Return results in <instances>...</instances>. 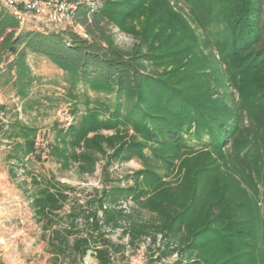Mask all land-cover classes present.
Wrapping results in <instances>:
<instances>
[{
	"label": "trees",
	"instance_id": "16d2710c",
	"mask_svg": "<svg viewBox=\"0 0 264 264\" xmlns=\"http://www.w3.org/2000/svg\"><path fill=\"white\" fill-rule=\"evenodd\" d=\"M181 1L76 0L74 22L88 37L73 26L25 27L0 2V85L26 98L37 80L28 54L48 58L74 105L75 121L58 130L52 146L61 165L93 172L105 142L115 159L141 161L133 186L97 197L107 223L128 222L131 245L161 235L160 255H178L172 264H264V0H183L187 8ZM115 28L133 36L130 47L117 43ZM227 86L236 100L222 98ZM12 126L24 140L18 147L36 152L37 127ZM171 173L175 180L167 179ZM64 197L41 188L34 210L47 216ZM121 197L153 217L104 207ZM86 217L91 232L73 243L81 256L93 230L103 234L97 211ZM104 242L96 256L112 264L111 242Z\"/></svg>",
	"mask_w": 264,
	"mask_h": 264
},
{
	"label": "rangeland",
	"instance_id": "374dc122",
	"mask_svg": "<svg viewBox=\"0 0 264 264\" xmlns=\"http://www.w3.org/2000/svg\"><path fill=\"white\" fill-rule=\"evenodd\" d=\"M179 5L187 8L183 0ZM24 26L34 28L30 21ZM40 27L44 28L42 24ZM62 27L54 26L55 29ZM115 31L120 46L133 44L131 34L118 28ZM28 62L37 80L26 98L18 97L11 86L0 85V260L4 264H85L87 259L89 264H102L95 248L105 246L104 241L109 240L111 243L107 246L112 264H172L178 255H160V248H163L161 235L156 240L149 235L131 245L124 231L128 222L121 219V227L116 228L103 219L99 209L97 197L102 190L135 184L132 175L142 168L141 161L136 157L115 159L112 157L115 149L105 142V153L98 152L93 172H82L76 163L62 166L53 155L52 146L58 130L68 128L75 121L74 105L60 69L48 58L34 53L28 54ZM227 87L229 89L221 93L222 98L236 100L235 88ZM79 107L80 112L85 109L83 103H79ZM16 122L37 127L36 152L25 153V148L18 147L24 140L12 126ZM103 133L112 135L114 131ZM145 151L150 153L148 147ZM167 179L175 180L176 175L171 173ZM44 187L55 192L60 190L65 197L60 209L40 216L34 210L33 200ZM259 205L264 214V191H261ZM106 206L123 208L124 212H132L140 219L154 215L139 207L131 197L106 201ZM96 211L103 234L93 230L91 247L81 256L73 247L74 239L85 235L88 230L91 232L86 215ZM57 229L63 232L58 237L55 234ZM63 235L68 238L66 242L62 241Z\"/></svg>",
	"mask_w": 264,
	"mask_h": 264
},
{
	"label": "built area",
	"instance_id": "2783aa9c",
	"mask_svg": "<svg viewBox=\"0 0 264 264\" xmlns=\"http://www.w3.org/2000/svg\"><path fill=\"white\" fill-rule=\"evenodd\" d=\"M0 2L9 7L22 24L30 21L33 22L34 28H39L42 24L46 30L55 29L54 26H64L62 28L73 26L78 34L88 37L85 26L74 22L76 0H0ZM84 263L90 262L85 259Z\"/></svg>",
	"mask_w": 264,
	"mask_h": 264
}]
</instances>
